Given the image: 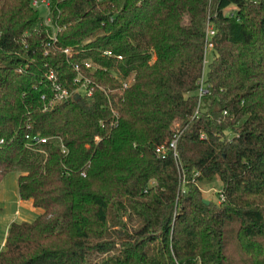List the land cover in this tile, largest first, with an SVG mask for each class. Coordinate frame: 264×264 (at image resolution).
Returning <instances> with one entry per match:
<instances>
[{
	"label": "trees",
	"instance_id": "1",
	"mask_svg": "<svg viewBox=\"0 0 264 264\" xmlns=\"http://www.w3.org/2000/svg\"><path fill=\"white\" fill-rule=\"evenodd\" d=\"M47 11L0 0V181L17 171L41 210L9 225L0 264H264V0ZM55 83L74 94L53 103Z\"/></svg>",
	"mask_w": 264,
	"mask_h": 264
},
{
	"label": "rangeland",
	"instance_id": "2",
	"mask_svg": "<svg viewBox=\"0 0 264 264\" xmlns=\"http://www.w3.org/2000/svg\"><path fill=\"white\" fill-rule=\"evenodd\" d=\"M40 14L44 18V23L49 24V14L47 11V8L43 5L37 7ZM234 7H229L226 11H233ZM214 57V53L212 49H207L205 52V58H204V68H203V77L205 78L207 76V73L209 71L210 63L212 62ZM78 93L81 95H84V89L81 87L78 89ZM17 177L18 172L17 171H11L7 173L2 180L0 181V238L2 237L3 231L5 229V226L7 222L10 220V217L12 216L14 209H15V203L13 201V197L15 193L18 192L17 189ZM198 187L201 192V196L203 199L212 201L213 203L219 204L221 202L219 194L222 190V185L219 180V178H214L212 181H203L198 182ZM37 215H34L31 212H24L19 217L17 222H20V220L24 221H32L35 219Z\"/></svg>",
	"mask_w": 264,
	"mask_h": 264
},
{
	"label": "built area",
	"instance_id": "3",
	"mask_svg": "<svg viewBox=\"0 0 264 264\" xmlns=\"http://www.w3.org/2000/svg\"><path fill=\"white\" fill-rule=\"evenodd\" d=\"M49 2H50V0H32V5L36 8L41 6V5H43L47 8L49 5ZM49 21H50V18H49ZM214 35H215V29H214L212 24L208 23L206 25V30H205V39H206L205 52L207 49H213V37H214ZM64 52L68 53L69 50L65 49ZM107 54H110V52H107ZM84 65L86 68H91L90 63H85ZM75 69L77 71H79V66L76 65ZM49 78H52V75H50ZM79 80H80V77L78 76L75 79V81L78 82ZM204 80H205V78L202 75V77L199 80L198 101H200L201 97L206 94V87H205ZM81 87L84 89V95L90 96L92 94L93 88L89 86V81L87 79H85V81L82 83ZM53 90H54L53 103H58V102H62L64 100H67L68 98H70L74 94V93L70 92L69 90H67L66 88L62 87L58 83H55L53 85ZM77 92H78V90H77ZM37 141L40 143H45L46 138H38ZM176 144H177L176 139L172 140V142L170 143V147L173 149L174 155H176L175 154L176 153ZM219 197H220L221 201L224 199L222 192H220Z\"/></svg>",
	"mask_w": 264,
	"mask_h": 264
},
{
	"label": "crops",
	"instance_id": "4",
	"mask_svg": "<svg viewBox=\"0 0 264 264\" xmlns=\"http://www.w3.org/2000/svg\"><path fill=\"white\" fill-rule=\"evenodd\" d=\"M18 189V187H17ZM13 201L15 203V209L14 212L12 214V216L10 217V220L7 222L5 229L3 231L2 237L0 238V251L3 249L4 243H5V237H6V233H7V229L9 227V225L12 222H17V220L19 219V217L22 215L23 211L24 212H31L34 215H39L41 213V210L39 208H36L33 206V203L31 200H22L19 196V193H15L14 197H13ZM24 221V220H22ZM21 222V220H20Z\"/></svg>",
	"mask_w": 264,
	"mask_h": 264
},
{
	"label": "water",
	"instance_id": "5",
	"mask_svg": "<svg viewBox=\"0 0 264 264\" xmlns=\"http://www.w3.org/2000/svg\"><path fill=\"white\" fill-rule=\"evenodd\" d=\"M79 98H80V95L79 94H75V99H79ZM203 202L205 204H209L210 203V201L209 200H206V199H203Z\"/></svg>",
	"mask_w": 264,
	"mask_h": 264
}]
</instances>
